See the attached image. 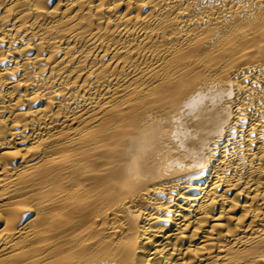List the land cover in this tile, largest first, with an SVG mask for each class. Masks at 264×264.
Returning <instances> with one entry per match:
<instances>
[{"label": "bare ground", "instance_id": "obj_1", "mask_svg": "<svg viewBox=\"0 0 264 264\" xmlns=\"http://www.w3.org/2000/svg\"><path fill=\"white\" fill-rule=\"evenodd\" d=\"M0 264H264V0H0Z\"/></svg>", "mask_w": 264, "mask_h": 264}]
</instances>
